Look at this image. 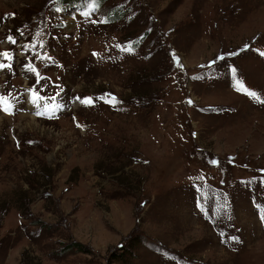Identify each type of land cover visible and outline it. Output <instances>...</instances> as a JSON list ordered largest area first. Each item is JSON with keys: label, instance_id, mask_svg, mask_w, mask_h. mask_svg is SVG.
Segmentation results:
<instances>
[{"label": "rangeland", "instance_id": "1", "mask_svg": "<svg viewBox=\"0 0 264 264\" xmlns=\"http://www.w3.org/2000/svg\"><path fill=\"white\" fill-rule=\"evenodd\" d=\"M60 1L0 0V264H264V0Z\"/></svg>", "mask_w": 264, "mask_h": 264}, {"label": "trees", "instance_id": "2", "mask_svg": "<svg viewBox=\"0 0 264 264\" xmlns=\"http://www.w3.org/2000/svg\"><path fill=\"white\" fill-rule=\"evenodd\" d=\"M103 1L104 0H61L60 1L61 2L60 6H64L67 9L77 10L79 7H81L82 5H86L87 3L94 4V5H99V4H102ZM124 14H125V11L122 10L121 8L112 7V8H110L108 10L106 20L115 21V20H118V19L122 18L124 16ZM122 169H119L118 171H121ZM43 170H45V168H43ZM116 172L117 171H113L112 173H116ZM45 173L47 174V172H45ZM42 187H44V184L42 185ZM21 209L22 208L19 207L18 211H19L20 214H22V212L20 211ZM134 238H135L134 240L136 241L135 244L137 245L141 241V239L139 238V236H135ZM73 246L76 247V248H81V246L79 244H75ZM120 246H122V245H120ZM62 250H65V248H63Z\"/></svg>", "mask_w": 264, "mask_h": 264}, {"label": "snow or ice", "instance_id": "3", "mask_svg": "<svg viewBox=\"0 0 264 264\" xmlns=\"http://www.w3.org/2000/svg\"><path fill=\"white\" fill-rule=\"evenodd\" d=\"M11 39V38H9ZM13 43L15 41H12ZM0 55H3L6 59H11V56L8 54V53H2ZM262 55H264V53H262ZM11 65H4V64H0V68H4V67H10ZM238 84H240V88L244 89V91L246 92V94L250 95V96H253V97H256L257 99H259V97L257 96V94L255 92H249L247 89L244 88L243 84L241 82L238 81ZM3 102V98L0 97V103ZM85 103H91V100L88 99L86 101H84ZM7 110V109H5Z\"/></svg>", "mask_w": 264, "mask_h": 264}]
</instances>
